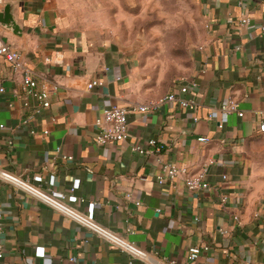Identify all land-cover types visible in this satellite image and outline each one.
<instances>
[{
  "label": "crops",
  "instance_id": "crops-1",
  "mask_svg": "<svg viewBox=\"0 0 264 264\" xmlns=\"http://www.w3.org/2000/svg\"><path fill=\"white\" fill-rule=\"evenodd\" d=\"M192 1L202 26L190 40L191 64L175 62V75L146 54L148 34L135 30L156 0L0 2L23 32L0 25L1 38L21 53L38 88L59 86L35 115V100L23 103L22 74L0 56V171L66 194L69 209L146 253L133 257L0 179V264H187L192 247L202 248L192 264H264V0ZM244 14L256 28L239 34ZM92 82L103 85L88 89ZM181 85L190 86L195 111L175 104L132 111L125 141L96 142L103 109L148 105ZM230 101L238 112L219 129L209 112ZM167 164L188 175L206 169L210 188L189 191L185 175L160 184Z\"/></svg>",
  "mask_w": 264,
  "mask_h": 264
},
{
  "label": "built area",
  "instance_id": "built-area-1",
  "mask_svg": "<svg viewBox=\"0 0 264 264\" xmlns=\"http://www.w3.org/2000/svg\"><path fill=\"white\" fill-rule=\"evenodd\" d=\"M240 7H244L243 2H238ZM256 25L252 23L251 18L244 14L239 23L237 24V31L240 34L243 29H254ZM264 33V26L261 28ZM0 56L3 57L8 64L14 74H22V83H23V91L25 94L24 97V106H30V99L32 98L36 102V106L34 108V114L40 115L44 110L48 109L51 106L50 97L54 94L59 86L58 84L48 83L42 88H38V80L37 75L31 71L27 64L24 62V59L21 53L6 43L0 36ZM102 82H92L88 85V89H92L96 86H102ZM197 85L194 83L192 87H196ZM190 86L181 85L178 88V92L169 93L156 101L149 103L148 105H142L137 107H132L130 109L120 107V106H111L103 109L101 116L96 121V126L98 128V134L96 136V142L99 145H108L111 143H120L125 141L128 138L129 131V114L132 111L139 112H149L156 113L159 109H161L164 105L167 104H175L183 109H188L190 111H195L198 107V104L195 100L188 98L187 95L190 92ZM6 93L5 87L0 84V96ZM238 112V104L234 101H230L228 104L220 105L218 107H214L210 110L208 119L210 121L216 122L219 129H223L225 124L228 121V116L232 113ZM242 116V113H239ZM199 118L194 117V122H198ZM1 129H4V125H0ZM260 131L264 133V124L260 126ZM47 134V132H45ZM200 141H206L204 139H200ZM12 145V142L9 143ZM150 145H156L155 140H151L149 142ZM133 151L138 152L140 154H144L145 151L139 147H134ZM165 175L160 176L158 181L160 184H163L166 181L173 182L180 175H185V184L189 191L196 192L201 190H207L210 188V184L206 180V169H202L200 172L188 175L185 169L179 168L176 164H167L164 167ZM0 179L9 181L18 185L21 189L30 192L37 199L42 201L43 203L53 207L57 211H60L64 214L71 215L75 219H77L80 223L85 225L87 228L97 232L104 239L113 243L121 250L129 253L133 257L136 258H144L146 256L145 251L139 249L134 244L125 241L120 236L103 229L90 221L89 219L83 218L65 204L66 194L64 193H49L42 190L39 186H34L29 183L18 179L14 175L7 173L5 171H0ZM224 180L227 179L226 176L223 177ZM38 180V179H37ZM39 183V181H36ZM73 191V189H72ZM226 198L221 199V203H225ZM235 220L238 222L239 217H235ZM4 221V211L0 208V234L3 228ZM202 248L200 247H192L188 253V261L187 264H192L195 262L199 256L201 255ZM3 249L0 245V257H2ZM160 264H176L174 261H162Z\"/></svg>",
  "mask_w": 264,
  "mask_h": 264
},
{
  "label": "rangeland",
  "instance_id": "rangeland-1",
  "mask_svg": "<svg viewBox=\"0 0 264 264\" xmlns=\"http://www.w3.org/2000/svg\"><path fill=\"white\" fill-rule=\"evenodd\" d=\"M157 8L150 17H140L136 22V31L143 29L148 34L149 50L146 53L156 62L166 63L170 75L178 73L175 62H182L184 67L188 60L190 40L195 31L202 26L196 5L192 0H156ZM139 13V7L134 9ZM157 28L156 34L150 32Z\"/></svg>",
  "mask_w": 264,
  "mask_h": 264
},
{
  "label": "water",
  "instance_id": "water-1",
  "mask_svg": "<svg viewBox=\"0 0 264 264\" xmlns=\"http://www.w3.org/2000/svg\"><path fill=\"white\" fill-rule=\"evenodd\" d=\"M4 0H0L3 2ZM0 25L11 30L15 35H22L23 32L17 24L14 16L12 15L11 5H6L4 10L0 13Z\"/></svg>",
  "mask_w": 264,
  "mask_h": 264
}]
</instances>
